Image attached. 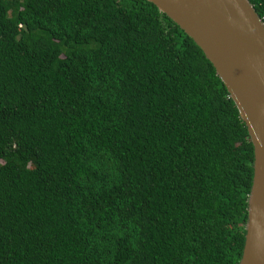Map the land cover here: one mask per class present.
Here are the masks:
<instances>
[{"label": "trees", "instance_id": "16d2710c", "mask_svg": "<svg viewBox=\"0 0 264 264\" xmlns=\"http://www.w3.org/2000/svg\"><path fill=\"white\" fill-rule=\"evenodd\" d=\"M254 160L154 4L0 0V264H240Z\"/></svg>", "mask_w": 264, "mask_h": 264}, {"label": "water", "instance_id": "95a60500", "mask_svg": "<svg viewBox=\"0 0 264 264\" xmlns=\"http://www.w3.org/2000/svg\"><path fill=\"white\" fill-rule=\"evenodd\" d=\"M201 48L224 83L254 147L240 264H264V22L250 0H147Z\"/></svg>", "mask_w": 264, "mask_h": 264}]
</instances>
